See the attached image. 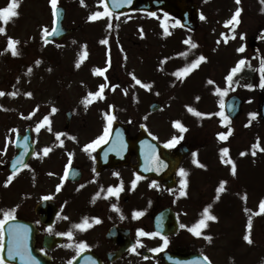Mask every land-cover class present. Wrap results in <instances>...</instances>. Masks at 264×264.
I'll use <instances>...</instances> for the list:
<instances>
[{"label":"rangeland","instance_id":"obj_1","mask_svg":"<svg viewBox=\"0 0 264 264\" xmlns=\"http://www.w3.org/2000/svg\"><path fill=\"white\" fill-rule=\"evenodd\" d=\"M97 1L94 0L95 3ZM193 2L201 5L205 19L191 33L174 27L171 35L160 37L165 23L162 15L150 18L145 14L133 13L129 15L132 17L115 20L113 30L101 23H89L81 33L64 41L56 49L55 45L45 43L43 30L47 28L50 32L49 28H52L50 5L46 0H22L18 20L7 25L0 22V27L5 29L0 33V91L5 93L0 96V210H14L20 215L24 214L25 219L33 220L36 204L47 196L62 202V217L65 220L67 211L71 209L70 204L66 202L64 195L58 196L52 190L55 183L60 187V176L56 175L51 179L47 173L44 175V170L50 168L53 171L60 166L65 162L66 154L63 152L57 156V151L53 150L49 154L52 161H48L44 156V149L52 141L51 131H64L67 111L74 113V119L64 138L74 135L80 145L86 146L92 143L91 138L103 136L99 126L93 128L90 125V121L95 119L93 116L102 107L98 105L99 102L85 106L86 101L93 97L89 93H94V86L98 84L99 76L97 77L95 69H101V53L103 56L107 53L105 48L100 47L101 41L109 42L113 37H121L123 40H130L131 50H135L137 56L142 51L147 54L149 67L139 69V61L131 57L130 51L121 50L116 47V43L113 44L110 55L114 66H109L107 72L110 77L116 76V80L112 82L116 84L114 94L126 107L122 106L123 109L127 110V113L122 114L121 106L118 107L119 119L132 124L131 133L137 132L138 127L145 123L141 119L149 114L150 104L160 103L162 108L157 115L145 119L153 136L163 143L176 137L178 139L174 146L181 142L192 145L193 153L185 161L183 168L193 163L196 155L204 165L197 167V171L189 166L191 176L188 200L181 194L185 187L179 175L175 191L165 196L154 193V211L171 206L179 219L187 224L188 220L195 217L198 208L204 210L212 205L214 209H210L211 214L216 216L217 213L219 223L215 222L208 235L215 239L211 243L188 242L189 249L208 255L215 264H226L231 254L235 264L264 263V220L254 217L261 199H264V123L257 115L254 119L250 116L251 113L257 114L260 98L256 94L249 96L255 97L256 102L250 100L244 104L242 115L228 125V131H222L221 118L215 116V119H208V115L221 113V102L231 95L242 94L243 82L228 85L226 77L229 68L236 67L241 59L245 60L246 69H253L258 63L251 43L260 23L258 18L251 17L244 11L248 6L262 2ZM59 3L71 8L68 22L73 27L77 25L75 18L89 17L96 12L92 5H84L81 0H59ZM6 5V2L2 3L1 7ZM237 8L241 9L239 23L227 24ZM262 18L264 20V16ZM139 37H148V40L140 42ZM9 38L19 41L15 45L18 52L16 56L12 55L8 47ZM192 43L197 47L192 48ZM240 47H244L245 51L238 56L236 49ZM256 47L264 58V43L257 44ZM201 55L206 61L190 68ZM37 60L40 61L39 64L36 63ZM185 68L190 70L182 72ZM132 75L150 85L149 95L144 93L143 102L138 106L133 99L140 90L135 86ZM59 83L61 87L55 91L54 87ZM111 88L113 86L109 85L107 91ZM13 92L16 95H10ZM29 92L31 96L26 95ZM189 108L194 111L190 112ZM196 112L202 113L203 117H196ZM44 117L48 118V122L37 131L38 124ZM176 121L186 125L184 128L187 130L179 132L174 126ZM28 128L32 131L33 141L37 146L34 162L32 160V164L29 163L30 166L18 177L10 179L11 183L8 181L9 187L6 188V166L12 154H16L12 147L15 131L24 133ZM228 132L231 133L228 141L222 143L219 133ZM257 141L262 152L257 150L253 155L254 150L248 151L247 157H242L241 153ZM67 145L71 147V144ZM225 147L229 152L222 159L221 150ZM229 160L236 165L235 175L231 172V163L227 162ZM38 168L41 170L38 171ZM60 170L61 168L57 174ZM222 181L227 182L225 190L218 193L217 189ZM249 218L252 225L250 230ZM64 226L65 222L61 221L59 229ZM187 232L188 228H184L181 237L184 240L188 238ZM245 235H250L251 244L244 239ZM137 264L150 263L138 259Z\"/></svg>","mask_w":264,"mask_h":264},{"label":"flooded vegetation","instance_id":"obj_2","mask_svg":"<svg viewBox=\"0 0 264 264\" xmlns=\"http://www.w3.org/2000/svg\"><path fill=\"white\" fill-rule=\"evenodd\" d=\"M21 1L22 0H17L18 7L15 11H19V9H21ZM5 2L7 7L10 0H0V4ZM188 3L192 4L193 1L188 0ZM199 7H201L200 4ZM66 8L67 13L65 25L69 28H73V26H71L68 22L69 11L71 8L67 6ZM93 9L95 8L93 7ZM244 13H248L251 17L258 18L260 28L264 27V20L262 18L264 16V9H262L259 5L248 6ZM216 14L218 13L216 12ZM90 17L91 16L74 19L75 23H77V27H81L75 34L81 33L83 27L93 21ZM12 20H18L17 15L9 19L7 22ZM0 21L2 23L4 22L2 20ZM139 38L140 42L148 40V37ZM66 40H63V42ZM119 41L122 42L121 45L123 48L130 51L131 57H133L135 61L136 59L139 61V63L136 62L139 69H144V67L145 69H148L149 59L144 51L139 52L137 56L135 50H131V46L129 44L130 40H123L121 38ZM113 42H115V40H111L110 43L107 42L106 44H103L102 47H111L113 46ZM100 62H102L101 70H105L103 71V84L108 86L112 85L114 90L113 88L108 91V88L104 89L101 94L102 98L100 97L98 100H92L93 102L98 101L102 109L99 113L93 116L95 119L90 121V125L93 128L99 126L100 129H103V131H105V129L110 131L113 123L116 122L115 119L119 117L117 109L119 106H122V103L115 97L114 94L116 84L112 82L116 80V76L110 77L107 72V68L113 64L112 56L107 53L103 56L101 53ZM113 66L114 64L111 68H113ZM55 91H57L56 86ZM133 100L134 102L137 101L138 105H141L143 102L142 99L139 98ZM110 106H114L115 108H111L109 113ZM108 116L114 117L110 123L107 118ZM149 117L150 116L146 115V117L142 118L148 119ZM145 119L141 120H144L146 128L150 131L151 128L148 124H146L147 120ZM143 126L144 125H142V127ZM128 127L130 132L132 124ZM140 128L141 126L138 127V130ZM69 142L72 144L73 138H69L68 143ZM99 147L100 146H94L93 148L85 150V146H76L72 144L71 147L65 151V162L52 171L55 176L59 175L60 179H62L60 187H58L55 183L52 190L58 196L64 195L67 199L66 201L69 202L71 209L67 211L65 220H63L61 215L57 217L56 224L51 227V231H48L49 227L43 225L39 221L37 213L34 211V218L33 220H30V222L35 225L38 231L35 248L37 250V254L40 256V258H36L39 264H69V262L73 264L79 255L86 252L94 254L102 264H137L138 259L144 263L163 264L155 258L143 257V252L148 251L150 254L174 252L175 250L180 252L185 248H188L186 244L190 241V239L188 241L185 239L187 241L186 242L183 238H181V233L176 237L166 238L168 241L167 245L164 243V238L157 234L155 236H141L138 234L140 231L145 233H154V180L140 176V179H136L138 175L133 169V166L136 164L135 157H132L130 163L125 165L99 168L97 165ZM60 168V173L57 174V171ZM70 170H76V173L75 176L68 179V172ZM66 172L67 176H65ZM185 173L186 175L184 176L187 178L189 172L187 171ZM133 181H135L134 188L132 186ZM121 186L122 190L119 192L118 196L110 195L108 193L109 188H120ZM5 212L8 211H0V218H4ZM137 212L142 213V215L135 216L134 214ZM16 213L17 214H15L14 217L25 220L24 214L20 215L18 212ZM85 218L88 219V223L90 225L89 227L85 230L74 227V225L81 224ZM96 220H99L100 222L96 223ZM61 221L65 222V226L62 227V229H59V223H61ZM199 222L200 218L197 216V219L194 221V226H196V224L198 226ZM115 227L126 230L129 234L124 233L123 235L115 238L116 241L123 244L126 248V252H124L117 261L111 262L109 259L110 255L115 254L119 249V246L108 238V232ZM68 232L72 233L71 238L67 235H62ZM46 236L62 237L63 242L49 250L43 246V240ZM128 238L133 241L134 245L129 246ZM2 241L3 239L0 240V244H2ZM81 243L86 244L88 247L81 250L79 248ZM156 243L158 244L153 246V244ZM152 249H160V251L154 252ZM4 264L10 263L4 261Z\"/></svg>","mask_w":264,"mask_h":264},{"label":"water","instance_id":"obj_3","mask_svg":"<svg viewBox=\"0 0 264 264\" xmlns=\"http://www.w3.org/2000/svg\"><path fill=\"white\" fill-rule=\"evenodd\" d=\"M106 3L109 9L114 13L124 14L130 13L132 11L155 13L157 11L167 12L175 17H178L182 21V26L190 29H195L197 26V9L195 6H187L186 0H106ZM61 23V22H60ZM60 31L58 34L53 33V37L57 39H62L66 35L72 33V31L63 29L60 24ZM53 37L48 38L49 41H52ZM242 101L237 97H232L225 103V111L229 118L235 119L241 113ZM159 109L158 105H153L151 111H156ZM261 116L264 119V90H263V100L261 103ZM72 119V115L68 113L67 116V126ZM123 128L125 135L120 136L118 132L119 129ZM125 136V138H124ZM119 138L121 140V147L119 150L117 148L111 149L112 142L108 143L100 152L103 154V161L109 163L108 165L120 164L122 162V157L127 154L126 158L129 159L133 154H136L138 159H140V165L136 169L141 173H146L154 176L157 180H161L165 183L168 188L175 186L174 174L183 159V157L189 152L188 148L185 146H180L176 151L170 152L164 149L162 146H159L156 143L148 142L147 146L153 147V149L142 150L141 153L138 151L137 146L139 141L143 138H148L144 134L139 135L137 138H130L126 131V128L116 125L113 129L111 140ZM149 139V138H148ZM17 145H20V153L13 160L12 166L10 167L11 171L17 170L27 164L29 159L33 155V147L27 144L26 140L22 138L17 139ZM21 145L25 147L21 148ZM122 149V150H121ZM112 155L110 158L107 155ZM153 163H149L152 159ZM107 156V157H106ZM147 156L148 159L147 160ZM158 158V160H157ZM142 159V160H141ZM101 164V161L98 160ZM149 163V164H148ZM147 165V166H146ZM166 165V166H165ZM39 210L43 211L41 216L42 221L47 224H51L53 218L55 217L57 208L51 202H44L38 206ZM17 222L11 221L7 225L13 226ZM10 229V228H9ZM155 229L157 232H160L163 235H172L176 234L179 230V225L176 219V216L173 212L168 209L159 214L155 218ZM29 233V230H27ZM49 246L53 245L52 239H47ZM27 248L29 251L34 249L35 244V233H33L32 239L26 242ZM125 249H122V252ZM121 254V253H120ZM13 257H20L19 255H13ZM179 257L189 258L187 255H180ZM199 258L198 256H195ZM160 258H165V261L170 264V260L166 255H162ZM174 264H178L174 262ZM179 264H205L203 260H187L181 261Z\"/></svg>","mask_w":264,"mask_h":264},{"label":"snow or ice","instance_id":"obj_4","mask_svg":"<svg viewBox=\"0 0 264 264\" xmlns=\"http://www.w3.org/2000/svg\"><path fill=\"white\" fill-rule=\"evenodd\" d=\"M81 2L83 3V0H81ZM236 2H237V4H239V3H240V0H236ZM261 2L264 3V0H261ZM50 3H51V6H52V9H53V14H54V16H55V15H56V12H57V4H58V0H50ZM104 6H105V12H104V13L97 12V13L93 14V15L90 17V19L95 20L96 18L101 17V16H103V15H111V13H110V12L108 11V9H107L106 0H104ZM17 7H18V2H17V0H10V2H9V4H8L7 7L0 8V20L4 21V22L6 23V22H7L9 19H11L12 17L18 15V13L15 11V9H16ZM240 13H241V9H240V8H237L236 11H235V13H234V15L232 16V18H231L229 21H227L226 23H227V24H233V23L238 24V23H239L238 17L240 16ZM150 15H154V13H150ZM201 19H205V17H204L203 15H201ZM109 27H111V25H109ZM4 31H5V29L2 28V27H0V33H3ZM43 31H44V35H45V37H47V36L50 34L47 28H45ZM52 31H53V33H54V32L56 31V29L53 28ZM46 42H47V41H46ZM188 42H189V41H185V43H188ZM225 42H226V41H225ZM18 43H19V41L14 40V39H12V38H9V41H8V47L12 50V55H13V56L18 55V52H17V50H16V48H15V45L18 44ZM101 43L106 44V43H107V40L101 41ZM191 47H192V48H195V47H197V45H196L195 43H192V44H191ZM238 51H239V52H243V51H245V48H244V47H240V48L238 49ZM205 59H206V58H205L203 55H201V56H200V57H199V58H198V59H197V60H196L191 66H190V68H194V67L198 66L199 63H200L201 61H204ZM36 63L39 64L40 61L37 60ZM244 64H245V60H244V59H241V60L238 62L237 66L234 67V68L232 69V73L234 74V73L240 71V66H241V65H244ZM261 65H262V68H261V72H262V80H261L260 87L264 88V60L261 61ZM77 67H79V64H77ZM190 68H185V69L182 70V72H187V71L190 70ZM103 71H105V70H101V69H99V68H98V69H95V72H96L97 74H103ZM29 72H31V69H29ZM180 74H181V73H177V75H180ZM132 79L135 80L136 84H140L142 87H145V88H149V87H150V85L142 84V82H141L139 79H137V78L135 77V75H132ZM226 79H227V81L231 82L232 79H233V75H232V74L228 75V76L226 77ZM209 83H213V82H212V81H209ZM105 87H106V85H103V84L100 85V90H99L98 92H96V93H89V96H101V94L103 93ZM248 87H252V86L249 85ZM113 90H114V88H113ZM4 94H5L4 92L0 91V96H3ZM221 94H223V93H221ZM10 95H13V96H14V95H16V93L13 92V93H10ZM26 95L31 96L32 94L29 92V93H26ZM101 98H102V97H101ZM223 106H224V105H223V102H221V107H223ZM188 110H189L190 112L194 111L192 108H189ZM53 111H55V109H53ZM195 114L198 115V116H199V115H202V114L199 113V112H196ZM217 115L222 116V117L224 118V120H227V119H228L226 116H224V114H223L222 112H221V113H217ZM256 115H257L256 113H251V114H250V116H251L253 119L256 117ZM107 118H108V120H109V123L111 122L112 119H114V117H112V116H108ZM44 122H45V123L48 122V118H47V117L44 118ZM174 126L177 127V128H179L181 132L187 130L186 128L183 127V125H182L179 121L174 122ZM39 127H40V126H38L37 129H36L37 131H39ZM13 131H15V130H13ZM229 134H230V132H229ZM59 135H62V134H58V136H59ZM107 136H108V130L105 129L104 135L101 136V137H99L96 141H93L92 144L86 145V146H85V150H87V149H89V148H93L94 146L99 145L102 141L106 140ZM25 139H27V138H25ZM177 139H178V138L173 137V139H172L171 141H169V142L165 145V147H172V146H174V144L177 142ZM179 139H182V137H180ZM219 139L222 140V141H224V140L227 139V135H225L224 133H220V134H219ZM48 151H49L48 148H45V149H44V153H45V154H47ZM221 152H222V159H223V157L226 156V155L228 154L229 149L225 147V148H223V149L221 150ZM252 154L255 155V151H253ZM194 155H195V154H194ZM241 155H245V153H241ZM157 160H158V158H157ZM227 162H228V163H231V171H232V174L235 175V174H236V165H235V163L232 162L231 160H229V161H227ZM165 166H166V165H165ZM200 167H204V165L201 164ZM180 174H181V175H186V173L184 172L183 169L180 170ZM65 176H67V172L65 173ZM10 179H11V178H10ZM136 179L138 180V179H140V177L137 176ZM226 183H227L226 181H222V182L220 183V186H219V188L217 189V192H218V193H219V192H223V191L225 190V184H226ZM132 186H133V188L135 187V181H133V185H132ZM58 190H59V189H58ZM121 190H122V186H121L120 188H109V189H108V193H109L110 195H117V196H118V194H119V192H120ZM181 194L184 195L185 193L182 192ZM218 198H219V197L217 196V199H218ZM44 199H49V197L46 196V197H44ZM245 199H246V196H245ZM260 207H261V209H264V200L261 201V203H260ZM13 212H14V210H13V211H9V212H5V213H4V219L0 220V240L3 239V231H4V225H5V223H6L8 220L15 219ZM134 215H135V216H140V215H142V213L137 212V213H135ZM204 216H205V218H206L207 220H213V221H214V220L217 219V217H215L214 215H211V214L209 213V209H208V208H205V209H204ZM99 222H100L99 220H96V223H99ZM89 226H90V225H89V223H88V219H87V218H85L84 221H83L81 224L74 225L75 228H77V229H81V230H85V229H86L87 227H89ZM205 226H206V224H205V220L202 219V220L199 222V225L197 226V228H199V227H205ZM251 226H252V225H251V218H249V223H248V229H249V230L251 229ZM181 227H185V226H184V225H181ZM8 231H9V234L11 235V238H12V244H11V247L9 248V250H8V255H9V256L19 255V256H21L22 258H23V257H27V259H26V261H25V264H39V262L35 259V257H33V256L31 255V252L28 250V248H27V244H26V242H25V237L22 235L21 230H20L19 228H17V227L14 226V227L10 228ZM25 231H26V229H25ZM48 231H51V227H49ZM138 234L141 235V236H146V235H152V236H155V235H156V233H145V232H143V231H140ZM194 234H196V235H200V232H199V231H195ZM62 235H67L69 238H71L72 233H71V232H68V233H65V234H62ZM206 239H208L209 241H211L212 238H211L210 236H208V237H206ZM244 239H245L249 244L252 243V239L250 238V235H245V236H244ZM164 243H165V245H167V243H168V241H167L166 238H164ZM87 247H88V246H87L86 244H84V243H81V244L79 245V248H80L81 250H84V249H86ZM42 251H43V250H42ZM152 251H154V252H155V251H160V249H152ZM2 252H3V245L0 244V264H4V256L2 255ZM204 261H205V264H211L210 259H209L208 257H206V256L204 257ZM69 264H71V262H69Z\"/></svg>","mask_w":264,"mask_h":264}]
</instances>
